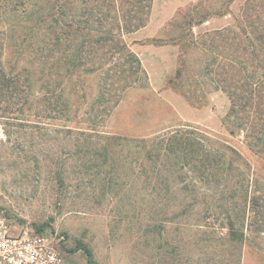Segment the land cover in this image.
I'll list each match as a JSON object with an SVG mask.
<instances>
[{"label": "rangeland", "instance_id": "374dc122", "mask_svg": "<svg viewBox=\"0 0 264 264\" xmlns=\"http://www.w3.org/2000/svg\"><path fill=\"white\" fill-rule=\"evenodd\" d=\"M102 1L0 0V56L48 52L41 43L65 37L67 24L95 44ZM149 11L144 27L122 37L140 63L138 81L95 129L150 138L189 125L217 141L213 176L187 168L183 183L169 180V194L135 163H106L88 147L89 131L0 118V218L50 236L70 264H264V218L246 214L252 192L264 204V146L248 143L241 109L230 113L215 81L240 86L255 66L262 72L264 0H151ZM126 67L111 68L123 73L119 85L130 78ZM90 83L89 101L101 90L99 79ZM93 106L99 116L102 105ZM87 117L80 108L77 127L86 129Z\"/></svg>", "mask_w": 264, "mask_h": 264}, {"label": "trees", "instance_id": "16d2710c", "mask_svg": "<svg viewBox=\"0 0 264 264\" xmlns=\"http://www.w3.org/2000/svg\"><path fill=\"white\" fill-rule=\"evenodd\" d=\"M150 1H102L105 7L100 8L101 11L97 10V13L103 17H94L95 25L101 28L102 32L95 42H101L102 46L109 50L101 55H96L90 50L96 43L83 38L79 29L74 30L67 24L66 35H63L65 37H56L51 42L41 43L48 52L15 53L10 57L11 60L0 56V118L15 120V123L23 126L32 125V121L36 127L59 121L63 123L61 125L56 122L61 125L59 130H63L66 135H82L89 131L92 133L89 134L92 142L88 147L96 153L102 152L100 155L106 163H135L140 171L139 176L156 182L154 186L159 189L163 185L166 193L170 194L173 191L169 180L177 175L183 183V171L187 168L199 169L201 177L213 176V170L221 159L216 156L220 155L215 146L217 141L214 144L207 134L199 133L189 125L150 138H127L107 133L100 135L95 129L99 121H103L106 114L122 99L123 91L138 81L140 63L131 52L126 51L122 37L146 25ZM124 10L126 11L123 16L119 18L120 12ZM88 14L94 15L92 11ZM104 17L112 18L105 20ZM71 30L74 33H71ZM78 35L79 41L76 37ZM123 65L127 66L126 71L129 72L130 78L119 85L122 83L120 76L123 73L111 68L119 69ZM255 67L241 78L243 83L240 86L232 85L228 79L218 78L215 81L219 85L222 84L221 90L228 96L230 113H238V109H241V124L244 131L246 130V138L250 139L248 143L263 147L264 66L260 74L254 71ZM182 73L183 71L178 69L175 79L178 80ZM95 79H99L101 90L89 101L86 96L92 95L90 82ZM97 102L102 105L99 116L91 113L93 104ZM82 107L88 115L86 129L77 127L81 121L77 117ZM8 126L11 127L10 123ZM4 133L10 137L9 130ZM94 137L97 139H93ZM225 149L230 148L225 147L220 151ZM254 188L257 189V186L254 185ZM263 208V197L255 196L252 192L246 203V214L248 212V216L264 218ZM231 235L237 236L233 230ZM87 254L89 257L90 254ZM89 263H92L90 259Z\"/></svg>", "mask_w": 264, "mask_h": 264}, {"label": "built area", "instance_id": "2783aa9c", "mask_svg": "<svg viewBox=\"0 0 264 264\" xmlns=\"http://www.w3.org/2000/svg\"><path fill=\"white\" fill-rule=\"evenodd\" d=\"M0 264H70L50 236L16 228L0 218Z\"/></svg>", "mask_w": 264, "mask_h": 264}]
</instances>
